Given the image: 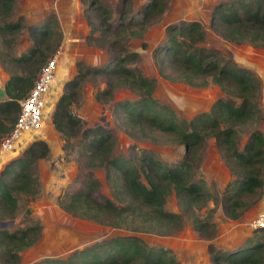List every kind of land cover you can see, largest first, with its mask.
I'll return each mask as SVG.
<instances>
[{
  "label": "trees",
  "instance_id": "trees-1",
  "mask_svg": "<svg viewBox=\"0 0 264 264\" xmlns=\"http://www.w3.org/2000/svg\"><path fill=\"white\" fill-rule=\"evenodd\" d=\"M88 1L86 20L91 24L93 12L97 18L94 29L108 43L111 54L96 67L78 61L76 72L64 81L55 100L50 123L65 139L79 133L83 139L81 159L86 169L79 185L64 193L59 203L72 216L113 228L126 225L125 230L132 233L94 240L64 257L43 256L30 264H177L169 248L147 245L135 232L171 234L182 227L186 214L190 215L192 227L201 237L213 236L214 224L195 214L194 209L209 200V194L203 180L193 178L191 171V156L208 136H213L225 165L233 174L223 189L227 192L222 204L224 213L235 219L259 200L263 191L264 135L259 129H253L243 147L238 149L232 128L233 124L259 114L256 101L260 93L259 79L249 68L204 45L207 32L199 21L168 23L164 36L152 49L158 75L190 86H203L211 81L222 92L206 111L197 112L188 119L181 117L171 105L153 96L154 77L145 75L134 64H127L138 60L139 53L123 43L127 37L141 36L150 23L159 18L167 0H145L126 21L120 19L125 13L121 0L116 24L109 20V9L98 8L95 0ZM13 4L14 0H0V18H3L0 38L3 40L23 25L20 18L5 20ZM53 19V15H49L40 24L28 27L31 45L24 52L11 54L4 60L12 71L4 83L5 97L0 100V137L12 128L19 111L18 100L26 95L40 67L59 44L60 33ZM208 23L213 33L227 41L264 47V0L214 3ZM1 57L4 58L3 54ZM16 69L24 72L17 73ZM88 72L106 74L109 78L107 86L94 93L100 102H107L112 89L118 85L136 92L133 99L112 103L114 119L129 136L152 142H178L183 146V157L165 164L149 150H140L136 156L116 154L113 152L114 133L109 127L100 124L81 127L71 107L77 104L79 86ZM223 121L225 125L221 124ZM48 152L47 142L37 138L2 165L0 221L13 219L28 197L38 192L33 164ZM97 167H103L112 197L94 194L99 180L92 172ZM172 191L181 211L168 210L164 206L166 196ZM22 212L27 223L11 230L0 227V264H20L19 252L32 246L41 234V224L31 217L26 204ZM257 230L263 240L250 236L230 248L216 247L208 242L211 263L264 264V227Z\"/></svg>",
  "mask_w": 264,
  "mask_h": 264
},
{
  "label": "rangeland",
  "instance_id": "rangeland-1",
  "mask_svg": "<svg viewBox=\"0 0 264 264\" xmlns=\"http://www.w3.org/2000/svg\"><path fill=\"white\" fill-rule=\"evenodd\" d=\"M120 1L95 0V3L98 8L109 9V20L112 24H116L118 21L116 11ZM144 1L123 0L125 13L120 19L126 21L127 17L135 13ZM202 1L167 0V5L159 18L152 21L141 36H130L123 40L128 49L136 50L139 53L138 60L127 64H134L145 75L154 77L153 96L157 100L171 105L179 116L188 119L197 112L206 111L211 102L222 95L218 85L208 81L203 86H190L178 80L162 78L158 75L152 55V49L164 36L165 26L168 23L189 19L199 21L207 32L203 44L217 49L224 57L249 68L260 82V93L256 96L259 114L232 125L234 141L237 148L241 149L249 133L253 129L261 131L260 125H264V112L260 107L262 99H264V47L248 43H233L213 33L208 27L209 11L212 6L209 11L204 12L202 11ZM212 1L214 4L224 0ZM88 4V0H14L12 12L5 18V20L20 18L23 25L15 34L7 35L5 40L0 38V91L3 92V95H0V100L5 97L4 83L12 71L10 65L4 60L11 54L17 55L24 52L32 43L28 27L40 24L49 15H53V20L56 21L57 30L60 33L59 44L52 54H57V57L64 53L66 58L70 56L68 58L70 61L61 63L58 69L62 66L66 68L67 65L72 67L70 73L63 75L62 79H57L55 76L51 84L49 95H53L54 100H48L51 105L47 104L44 109V118L45 116L46 118L43 124L46 121L49 122L44 130L46 135L44 137L36 135L27 143L25 141L23 145L13 150L0 153L1 168L10 158L19 155L32 140L43 139L49 146L47 156L37 159L33 164V172L38 180V192L32 197H28V201L26 200L24 203L28 207L31 217L41 224V234L32 246L19 252L20 264H30L43 256L64 257L73 249L83 247L94 240L116 234L132 233L125 230L126 225L121 228H113L90 219L72 216L62 209L59 203V200H63L64 193L79 185L86 169L81 159L80 146L83 139L79 133L65 139L50 123L55 100L62 91L64 81L76 72L78 61L83 62L86 66L96 67L102 65L111 54L108 43L100 37L97 29H94L97 24L94 13H91V24L86 20L85 8ZM2 19L0 18V21ZM66 36H70V39L67 40ZM68 41L70 42L67 45ZM69 46L72 48L69 49ZM2 54L4 58L1 57ZM15 71L17 73L24 72L22 69ZM108 80L106 74L88 72L81 81L77 104L71 107V113L79 118L81 127L96 124L109 127L114 133L113 152L116 154L128 156L135 154L136 156L140 150H149L165 164L182 158L184 154L182 144L133 138L120 127L117 120L114 119L112 103L120 99H133L137 94L126 86L118 85L112 89L111 97L107 102H100L95 98L94 93L105 88ZM221 124L225 125V122L223 121ZM191 171L193 178L197 177L203 180L204 189L209 194V200L194 209L195 214L214 224L213 236L209 239L201 237L192 227L190 215L186 214L182 227L176 232L159 234L140 231L135 232L136 235L141 237L147 245L169 248L174 254L177 264H212L207 250L208 242H212L216 247L230 248L250 236L255 240H263L259 231L248 225V220L261 211L254 208L257 202L235 219L228 218L223 211L224 194L227 193L223 189L225 184L233 178V174L225 165L213 136L206 137L199 149L192 154ZM92 173L99 180L94 194L98 197H112L111 186L105 179L103 167L95 168ZM24 204L13 219H6L12 220L5 226L9 230L28 222L22 214ZM164 206L168 210L181 211V206L173 191L166 196Z\"/></svg>",
  "mask_w": 264,
  "mask_h": 264
},
{
  "label": "built area",
  "instance_id": "built-area-1",
  "mask_svg": "<svg viewBox=\"0 0 264 264\" xmlns=\"http://www.w3.org/2000/svg\"><path fill=\"white\" fill-rule=\"evenodd\" d=\"M56 64L57 54H52L40 67L26 95L18 100L19 111L16 120L10 131L0 137V153L23 145L25 133L40 129ZM248 225L253 229L264 227V210L251 217Z\"/></svg>",
  "mask_w": 264,
  "mask_h": 264
},
{
  "label": "crops",
  "instance_id": "crops-1",
  "mask_svg": "<svg viewBox=\"0 0 264 264\" xmlns=\"http://www.w3.org/2000/svg\"><path fill=\"white\" fill-rule=\"evenodd\" d=\"M212 4H213V1L212 0H203L202 1V11H204V12H207V11H209V9H210V7L212 6ZM82 24H83V20H82ZM70 36H66V39L67 40H69L70 38H69ZM69 42L70 41H68V42H66V44L68 43L69 44ZM67 44V45H68ZM72 48V47H71ZM70 48V46H69V49H71ZM62 53H63V51H62ZM59 55V54H58ZM68 58H70V56L69 57H67L66 58V56H65V53H64V55L62 54V55H60V56H58L57 57V64H56V70H55V75H54V78H55V76H57V79L58 78H61V77H63V75L65 76L66 74H68V73H70V70L72 69V67L71 66H69V65H67V67L66 68H64L63 66L60 68L59 67V69H58V66L61 64V63H68L70 60H68ZM64 68V69H63ZM62 79V78H61ZM48 100H50V101H53L54 100V96L53 95H48V98H47V104H49V105H51V103H48ZM47 104H46V106H47ZM260 107H262L263 109H262V111L264 112V99H262V104H260ZM48 116V115H47ZM45 118H46V116H45ZM45 118H43V122H44V119ZM49 119V118H48ZM49 121V120H48ZM43 122H42V124H43ZM47 124H49V122H45V124H43V125H41V128H40V130H37V131H35V132H27V133H25L24 135H25V137H24V140L26 141V143L29 141V140H31V139H33V137H35L36 135H37V137L40 135V137H44L45 135H46V131H44L45 130V126L47 125ZM263 124H264V115H263ZM43 126V127H42ZM260 129H261V131H262V133L264 134V125H260ZM230 174V173H229ZM254 208L255 209H258V210H264V175H263V191H262V195H261V197L259 198V200L257 201V203L254 205Z\"/></svg>",
  "mask_w": 264,
  "mask_h": 264
},
{
  "label": "water",
  "instance_id": "water-1",
  "mask_svg": "<svg viewBox=\"0 0 264 264\" xmlns=\"http://www.w3.org/2000/svg\"><path fill=\"white\" fill-rule=\"evenodd\" d=\"M0 95H3V92L0 91ZM12 220H1L0 221V227H5L7 226Z\"/></svg>",
  "mask_w": 264,
  "mask_h": 264
}]
</instances>
